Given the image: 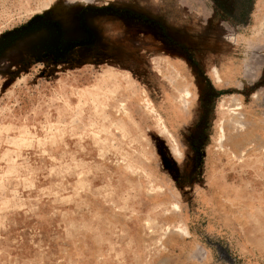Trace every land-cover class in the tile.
<instances>
[{
	"label": "rangeland",
	"instance_id": "obj_1",
	"mask_svg": "<svg viewBox=\"0 0 264 264\" xmlns=\"http://www.w3.org/2000/svg\"><path fill=\"white\" fill-rule=\"evenodd\" d=\"M218 1L0 0V264H264V0Z\"/></svg>",
	"mask_w": 264,
	"mask_h": 264
},
{
	"label": "bare ground",
	"instance_id": "obj_2",
	"mask_svg": "<svg viewBox=\"0 0 264 264\" xmlns=\"http://www.w3.org/2000/svg\"><path fill=\"white\" fill-rule=\"evenodd\" d=\"M218 77V74L215 75ZM190 98V95L188 92H185V93H181L180 96L178 97V99L176 100V103H182V102H186L189 100ZM185 105V104H184Z\"/></svg>",
	"mask_w": 264,
	"mask_h": 264
},
{
	"label": "water",
	"instance_id": "obj_3",
	"mask_svg": "<svg viewBox=\"0 0 264 264\" xmlns=\"http://www.w3.org/2000/svg\"><path fill=\"white\" fill-rule=\"evenodd\" d=\"M56 43H57V41H54L53 42V49H52V53L54 54V55H56V56H62V53L61 52H59V50L56 48Z\"/></svg>",
	"mask_w": 264,
	"mask_h": 264
},
{
	"label": "flooded vegetation",
	"instance_id": "obj_4",
	"mask_svg": "<svg viewBox=\"0 0 264 264\" xmlns=\"http://www.w3.org/2000/svg\"><path fill=\"white\" fill-rule=\"evenodd\" d=\"M218 8L223 9L229 13H231L230 9H227L224 5H222L218 0H212Z\"/></svg>",
	"mask_w": 264,
	"mask_h": 264
}]
</instances>
